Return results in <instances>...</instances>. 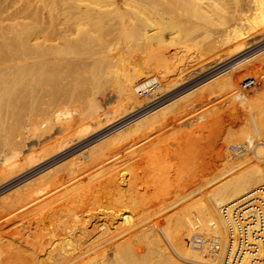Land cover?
<instances>
[{
  "label": "bare ground",
  "instance_id": "6f19581e",
  "mask_svg": "<svg viewBox=\"0 0 264 264\" xmlns=\"http://www.w3.org/2000/svg\"><path fill=\"white\" fill-rule=\"evenodd\" d=\"M258 26H260V29L261 28L264 29V0H0V123L2 121V125H0V127L4 128V130L6 129L5 132H7V126H8L7 121L12 119V124H13V125H10V128H9V131H10L12 136L9 135L7 137H4L3 138L4 140H2V141H5L6 144H8L11 142V140L14 138V136L16 137V135H17V137H18L20 135L18 133L21 132V127H22L21 125L22 124L23 125L28 124V127H30V129L32 131V133H30V134L42 135L43 132L48 130V128H52L54 126L55 121H58L57 118H59V116L61 114H67V113L70 114L71 113L70 110H67V112H64V110H63L64 108L62 109L61 105H63L64 103L67 104L68 102L72 101L74 98L73 96L79 95V92H81V91H80V89L78 90V88H77L78 91L76 90V94L74 92L75 95H73V96H72V94L71 95H69V94L65 95V93H67L65 89L62 90L63 92H65L64 94L60 93L61 92L59 90L60 79H62L64 77L63 76L60 78V76H62L64 74L61 72L62 69H60L59 63H63L61 65V67L64 69L65 73H66V69H65L66 67L64 68L65 65H67L69 67L72 66V68H74V66H73V65H75L74 61L77 60L76 57L79 56V54L76 55V53H75L76 51L74 52V49H75L74 47L77 45H79V46L80 45L90 46L89 44H91V43H94V45H95L96 43H98L99 40L102 41V43H103V44L101 43L102 46L101 45L99 46L96 44L97 46H99L100 49L97 47L99 50L94 49L90 46L92 48L91 54L106 56V57H104L106 59L105 63L104 62L101 63V65L104 63L103 64L104 67L102 66L103 68L102 67L100 68V66H99L98 67L99 70H97L96 72L95 71L93 72V76L91 78V79H93L92 84L93 85L96 84L94 87L95 90L96 89H98V90L102 89L103 90L104 85L106 83H109V85L114 84V87L116 86L115 89H117L120 101L123 102V103H121V107H125L124 109H126V106H128L127 104H129V105L131 104V106L134 104V107H135V105H137V106L140 105L141 107L144 105H147V103H149L151 101V99H152L151 97L154 96L155 91L156 92H158V91L162 92L163 95L168 93V91L171 92L170 91L171 85H169V82H168V80H171V79H169L170 74L172 73L171 67L169 65L163 66V64H161L164 62H162V60H161V59H163V57L161 58V56H159L160 55L159 50L150 54V55L148 54L149 56H146L147 59L145 61L142 60V58H141L142 56H141L140 58L142 61L138 62V60H137L139 58L138 55H137V59H136L137 62H135L136 61L135 59H133L134 62L130 61L131 59L129 60L128 57H130V53L132 51L133 46L131 47V44L128 45V43L131 40L133 42L135 41V43H136L137 41H140V40H138V38H140L142 40V42H144L146 40L150 41L151 39H157V40H160V41H158V43H159V42H162L161 39L164 40V37H165L164 35H165L166 31H170L171 34L178 33V35H180V34L182 35V33L184 32V36L186 33L187 37H191L192 39H198V40H194V41L192 40V42H195L193 44L196 45L197 49L201 48V49H204V50L207 49L208 51H210V52H208L206 50L207 51V52L205 51L207 53L206 54L204 52V50H200V53L202 51V53L204 52L206 55H208V53H210V55H212L211 53H213L214 49H216V48L219 49V48H223V47L225 48L226 46L229 48L234 46L235 50L238 48H239V50L244 49L243 50L244 52L242 54H238V56L235 57L234 59H231L229 61L224 62V64H226V63H230L231 61L233 62V61L239 60V59L244 60L247 57H249L250 54H252V53L255 54L254 52H256L257 50L259 51V49L264 47V38L263 37H261V39H259V40L255 39L257 41L254 40L255 42H253V43H249V41H251L249 39H251L253 37V35H251V36H249V35L252 32L256 33ZM9 27H10V29L11 28L16 29V27L18 29H16V31L12 30V32H13V34H12V32H9ZM17 30H18V32H17ZM15 32H17L16 35H14ZM259 32H261V31H259ZM259 34L260 33H258V35ZM262 35H264V34H262ZM191 38H189V39H191ZM256 38H257V36H256ZM171 40H173V38ZM142 44L145 45V43H142ZM142 44H141V46L143 47ZM149 44H151V43H149ZM133 45H135V44L133 43ZM83 46H81V47L83 48ZM211 47L213 48V50ZM76 48H78V47H76ZM115 48H117V50L120 51L118 54L117 53L115 54L113 52V50ZM136 48H138V47H136ZM254 48H257V49H254ZM83 50L84 51L79 52L81 54V56L87 52L86 48H84ZM95 50H97V51H95ZM143 51H145V50H143ZM240 51H242V50H240ZM214 52H215V50H214ZM87 53L89 54V52H87ZM127 54H129V55L127 56ZM86 55H84V56L86 57ZM87 57H88V55H87ZM146 57H144V59ZM227 57H229V56H227ZM78 58H79L78 61H80L82 57H78ZM150 59H153V60H150ZM224 59H226V58H224ZM83 60L84 59H82L81 61H83ZM127 61H129V62H127ZM221 61L223 62V60H221ZM220 62H218V63H220ZM245 62H243V65L240 66L239 69L243 66L244 67L253 66L255 68L259 65H262V64L264 65V50H261V52L256 54L253 58H251ZM57 65L59 66L58 69H57V67H58ZM84 65H86V64H84ZM82 66H83V64H82ZM82 66H80V64H79V67L82 68ZM85 67H87V65ZM237 68H238V66L231 69V73L235 72L237 70ZM70 69L71 68H69V70ZM82 69H84V68H82ZM251 69L252 68H250V70ZM69 70H67V71H69ZM95 70H96V68H95ZM255 70H256V68H255ZM77 71H78V69H77ZM84 71H86V70H84ZM67 73L65 74L66 76H67ZM70 74H71V72L69 71L68 75L70 76ZM236 76H238V75H236ZM87 77H85V80ZM183 79L184 78H182L181 80H183ZM218 80H220V79H218ZM188 81H189V79H188ZM216 81H215V83H216ZM66 82H67V80H66ZM85 82L87 83V81H85ZM174 82H176V81H174ZM182 82L183 81H181V83ZM172 83H173V81H172ZM182 84H184V83H182ZM235 84H236L235 75H233V73H232L230 76L229 75L224 76L222 78V80H220L218 82V84H216V86L213 88V90L220 91V90H225L228 88L233 89V88H235ZM80 86L82 87V85H80ZM62 87H65V86L63 85ZM67 89H68V87H67ZM98 90L96 91L97 93H94L95 96H97V94L100 93ZM86 91H88V90H86ZM148 91H152L151 93H149L150 94L149 96H146V97L141 96L143 92H148ZM89 92L90 91H88V93ZM93 92H94V90H92L91 93H93ZM100 94H102V93H100ZM257 94L258 95H255L256 99L254 98L255 101H253L254 104L252 105L249 103V105H248L250 107L249 110H252L251 113H249L250 114V119H249L250 122L249 123H251V124H249L247 122L248 125L245 124L241 128V132L240 133L237 132L240 134L239 136L243 135V137L245 139L248 138L247 140L252 145L251 149L250 150L241 149L240 148V146L242 144L241 142H238V144L235 143L234 145L231 146L230 149L233 152V154L237 157L248 156V157H253L255 159L256 158L260 159L261 161H256L254 159H253V161H251L252 159L249 161V158L247 157V159H245V160L243 159V161L237 162V164H234L233 166H230L229 168H227V166H225L226 164L224 163V165H222V166H225L227 169L225 168L226 170L224 172L221 171L219 173V176H221V174L226 175V176L228 174L229 175L225 179H224V177L220 178L219 182L217 179H215V180H217V183H215V185L212 189V192H213L212 196L210 195L211 200L209 199L212 203L209 204V201L207 202L206 199L204 198L205 196H203V195H201L200 198L198 197L199 199H201V197H203L205 202H207V205H208V207H207L208 212L205 214L202 213V216L192 217L191 213L189 214L188 212H187V215L185 214L186 211H189L195 207L194 203H192L193 199L191 200V202L188 200H187L188 202L185 201V199H188L189 197H192L195 194L196 189H195V191H194V189L193 190H191V188L189 189V185H192V183H190V181L193 178L189 181V183H184L186 180H183L184 181V182L182 181L183 183H181L179 185H174V189H172V191L174 193H171V195L176 196L175 198L177 199V201H180V202L185 201V202H183V205H185L184 203H187L184 206V208L181 209L180 207H182V206L177 208V209L180 208L181 212L178 210V213H174V214L171 213V215H168L161 220H158V221H157V219L153 220V222L156 221V223H154V224L152 223V224L156 225V227L149 229V225H148V228L147 227L146 228L149 230H147V229L145 230L144 229L145 227L143 226L144 227L143 229L141 227V231L143 230L141 232V234L137 233L139 235H137L133 232L135 235L133 236L131 234V236H133V239H135V240L133 241L132 239H130V240H132L131 242H133V243L129 242L130 243L129 245H127V243H128L127 242V243H125L126 246H121L119 248L117 247L118 244L116 246H112L113 250L110 252V255L106 259L107 264H151L154 261H156V262H154L155 264H179L171 258V256L167 253L168 251L163 252V254L161 253V255L157 252L158 251L157 249L160 247V245H158V248L156 249L155 244H157V242H159L158 240H161L163 243V239L159 235V233L157 231V227H162L164 229L162 231L164 232L165 236H167L168 240L171 242L170 244L176 246L178 255L182 259H184L183 261L186 260L185 264H194V263L200 264L203 262L202 259H204V260L207 259V262L206 261H204L205 263L203 262L204 264H221L222 252H223V247L225 244V224H224V221H223L222 216L220 214V209H219L220 206L225 205V204H233V203L235 204V203H239L240 201H245L248 199L255 198L256 197L255 190L258 189L259 185L264 183V156H261V154L264 155V136L262 138V135H261L262 133L264 135V87ZM87 96H89V95L87 94ZM90 96H92V98H93L92 94ZM47 98H48V101L50 103L49 102L46 103ZM77 99H78V97H77ZM155 100H156V97H155ZM79 101H80V99H79ZM174 101H176V100H174ZM246 103H248V102H246ZM89 104H90V106L88 107V111L85 110L86 112H84L85 115H84V113H82L85 116V118L87 117V118H94L95 119V118H98L99 115L101 116V113H100V111H101L100 108L102 107L101 104L100 103L98 104L97 102H95V99H94V101H92ZM89 104H87V106ZM172 104H173V102H170L169 104H165V105L163 104L162 107L159 106L160 108H158V109L155 108L156 110L155 111L153 110L154 111L153 113H156V114L153 117H152V115L147 116V117H149L148 119H147V117L146 118L143 117L142 120H140L141 118H138L139 119L138 121L134 122L133 124L131 123L130 125L128 124V122H126L129 126H126L125 130L123 131V135H120V137H119L122 140L125 139V140H123V143L120 144V146L122 145L123 147L124 146L128 147V146L132 145L130 140L133 139L132 138L133 134L136 132V129L139 128V127H137V125H138L137 123H141V125H145V126L149 125V123H151V125H152V123H153L152 121H154L155 119L158 120L159 118H162L164 116L166 117V115H165L166 113L174 112V111H176V109L179 110L180 113H181V111L183 113V110L186 113L185 105L184 106L180 105L178 107L177 104L176 105H175V103H174V105H172ZM42 105H48V106H52V107H48V106L42 107ZM53 106L54 107L56 106V108H54ZM58 106L60 108H57ZM175 107H177V108L174 109ZM128 108H127V110H128ZM237 112L243 113V111H240V110ZM245 112L246 111L244 110V113ZM176 114H178V113H176ZM176 114H174V117H177ZM245 114H247V113H245ZM148 115H150V114H148ZM179 115H181V114H179ZM238 115H239V113H238ZM240 115L242 116V114H240ZM247 115H245L243 117L245 118ZM182 116H183V114H182ZM65 117L66 116H64V118ZM232 118H234V117H232ZM239 118H240V116H239ZM246 118H249V116ZM246 118L244 120H247ZM67 119H68V117H67ZM129 119H132V117H129L128 120ZM166 119H164V121H166ZM233 120H235V119H233ZM244 120H242V121H244ZM159 121L161 122L162 120L159 119ZM167 121H166V123H167ZM156 122H155V125L158 126L157 125L158 122L157 123ZM235 122H237V121H235ZM239 122H240V120H239ZM58 123H60V122H58ZM243 123H242V125H243ZM5 124H6V127H4ZM133 125H136L137 128L134 127ZM162 125H163V123H162ZM250 125H252L251 126L252 128L250 127ZM239 126H241V124H239ZM148 127H146L147 128L146 130L149 131ZM120 128L121 127H119V129ZM154 128H155V126H154ZM234 128L236 130L238 127L236 128V126H235ZM23 129H25V128H23ZM232 129H233V127H232ZM237 130H239V128ZM251 130H254V134L252 133L253 131L251 132ZM9 131L7 133H9ZM25 131H27V130H25ZM28 131H29V129H28ZM220 131H218V132H220ZM237 133L235 134V137H233L232 140L236 139V137L238 135ZM23 134H21V135H23ZM219 134L221 135V132ZM220 135L218 136L219 138L217 137L218 139L216 138V136H214V137L217 140H220ZM253 135H260L259 137L261 139L258 137L256 139L252 138ZM42 136H44V135H42ZM64 136H66V135H64ZM67 136H68V134H67ZM37 137H39V136H37ZM134 138H135V136H134ZM215 138H213L214 143L217 142V140ZM237 138H240V137H237ZM36 139H38V138H36ZM78 139H80V136ZM120 139H118L119 142H120ZM118 140H117V142H118ZM17 141H18V139H17ZM20 142H21V140H20ZM218 142H221V141H218ZM86 143H88V142H86ZM227 143H229V141ZM231 143H232V141H231ZM19 145H17V147L19 149L16 147V145H14L17 148V150L13 146L15 148L14 150H16L17 153H18V151L21 152ZM0 146H2V145H0ZM117 146L119 147V144ZM214 146H215V144H214ZM13 147H12V149H13ZM24 148H25V146H24ZM224 148H225L224 150H226V155L228 154L227 158H225V162L226 161L229 162L230 160H232L234 158L233 154L227 149V146ZM5 149H7V148L5 147ZM12 149H11V151H12ZM14 150L12 151V153H15V155H17ZM103 150H101L100 152H102ZM1 151H3V150H1ZM184 151H185V149H184ZM6 152L7 151H5V153ZM45 152L47 153V151H45ZM92 152L93 151H91V153ZM258 152H259L260 156L258 155ZM0 153L2 154V152H0ZM5 153L3 152V156H5L4 155ZM221 153L222 152H220V154L218 153L217 157L221 156V158H223L224 154L223 153L221 154ZM105 154H106L105 152L103 155L100 154L102 156L101 157H99V156L95 157L93 159V161L98 160V159L103 161L102 157ZM15 155L13 156V158L15 157ZM11 156H12V154H11ZM220 159H218L219 162L221 161ZM9 160L10 159L7 156H5L3 162L2 163L0 162V176L2 175V173L4 174V173H7L10 171V169H4L5 164H7V162ZM218 160H216V161H218ZM24 162H27V161H24ZM73 162H75V161H73ZM223 162H224V160H223ZM223 162L221 164H223ZM77 163H78V161H77ZM97 163H100V161H98ZM242 163H243V165H241L240 167H237L238 165H240ZM73 165H76V163ZM78 165H80V166H78ZM81 165L82 164H77L76 167H73L72 165L69 166V167H73L71 172L69 171V173H70L69 179H71V182H69V183H71V185H74V184H72L73 179H75L74 181H76V179H77V181L79 180V182H80V180H82L83 175L84 176L87 175L88 172L90 174V171H89L87 165H85V166H81ZM227 165H229V164H227ZM63 167H65V166H63ZM222 168H224V167H222ZM11 170H15V169H11ZM181 170H179L180 173L182 172ZM121 171L124 172V170H121ZM51 172H53V170ZM63 173H64V171H63ZM190 173L191 172L189 171V176H190ZM193 173H192V175H193ZM173 175H175V174H173ZM194 176H195V174H194ZM90 177H92V176H90ZM216 177H218V175ZM185 179H187V177ZM221 179H223V180H221ZM18 181L19 180H17V182ZM187 181H188V179H187ZM179 182H180V180H179ZM177 183H178V181H177ZM208 183H209V181H208ZM77 184H79V183H77ZM147 184H148V182H147ZM210 184H211V182H210ZM40 185H42V184H40ZM69 185H67V187H69ZM80 185H81V183L79 184V186ZM192 187H194V184L192 185ZM71 189L69 187V190H67V191H70ZM22 190H21V192H22ZM62 191L63 190H61V192ZM18 193H20V192L18 191ZM64 194H65V191H64ZM15 195H17V194H15ZM15 195H13V196H15ZM28 196L30 197V195H28ZM105 196H107V195H105ZM15 197H13V198L15 199ZM20 197H21V195L19 197H16V198H20ZM111 197L115 198V197H113V195ZM161 197L162 196H160V198ZM26 198H28V197H26ZM162 198H165V197H162ZM198 198L195 200H198ZM109 199H110V197H109ZM113 201L114 200H112V202ZM166 201L170 202V200L169 201L166 200ZM14 202L15 201L7 203V201L6 202L3 201L2 203L3 204L7 203V205L6 204H5L6 206L0 205V207H1L0 212L7 213L10 209H13L14 207H11L10 205ZM117 202H118V200H117ZM163 203H166V202L163 201ZM176 203L177 202H175V204ZM175 204H173V206ZM103 205H104V203H103ZM108 205H109V203H108ZM113 205H114V203H113ZM169 205L170 204H164L163 206L160 205V209L158 211L153 213L152 211H154V210H152L151 211L152 215L149 216V214H148L147 215L148 217H146V218L144 217V216H146L145 212H144V216L142 215V213L139 214L138 217L140 215H142L143 219H140V220L137 219V220H139L137 225H140L143 222L145 223L147 220H150L151 217H153L155 214H158L162 211L169 209L168 208V207H170ZM210 205H212V206H210ZM2 206H3V208H2ZM101 206H102V204H101ZM147 206L150 207L151 205L149 206V204H148ZM59 207H60V205H59ZM148 207H147V210L149 211ZM211 207H212V209L214 207L217 210L215 217L213 216V213L211 212V209H210ZM107 208H108V206H107ZM137 210H139V209H137ZM102 211H104V210H102ZM105 212L106 211H104L102 214H104L106 216ZM110 212H112V211H110ZM191 212H192V210H191ZM148 213H150V211ZM58 216H59V214H58ZM105 216H102V217H105ZM2 217L4 218V216H2ZM65 217L66 216H64V218ZM61 218H63V217H61ZM107 218H108V216H107ZM8 219H9V217H8ZM0 220H2L1 217H0ZM67 220H69V219H67ZM98 220H96V221H98ZM133 220H132V222H133ZM135 221L133 223L130 222L131 224H133V226H131V228L136 226V224L134 225ZM17 222H20V221H17ZM63 222L61 221V223H63ZM103 222L99 223V221H98L94 224V221H93V223H92L93 225L90 224V225H87L86 227L83 226V228H87V229H84L83 231L81 230V232H78L79 234H77L75 232V234L78 235L77 238L75 237V239H74V236L72 234L73 233L72 231L70 234V238H68V240L65 239L68 235L65 234V235H67L65 237V235L63 234V236L65 237L64 239L66 240V241L64 240L65 242H62L61 240H59V239H61V238H59V237H61V235L59 236V233H57L58 231L55 232V230H54L53 231L54 233L51 232V234H50V231L53 230V228H52L48 232L49 236L46 235V237H45L43 235L46 233H43V234L40 233V235L42 234L41 236H43L44 238L39 239L41 241L39 242V240H38L39 243L36 245L33 242L30 243L28 241V237L26 239H24V236H22V233L19 234L17 232V230L15 231L13 229V231L17 232L15 234L18 235V237L14 236V238L16 237L18 239V242H14L15 246L12 245L14 243L11 244L10 241H8L7 235L5 234L7 232H4L2 230V228L4 226L6 227V225H7V222H5L6 224L3 223L4 226L1 225L2 227H0V264H72V263H77V264H105L104 263V260H105L104 256H105L107 250L102 251L100 249L101 251L97 252L96 254L95 253L90 254L91 249L94 252V249L102 246V244L105 243L102 241L103 239L101 240V238L103 237L102 235L105 234V232H106L103 229V228H105L104 224H106V223H103ZM105 222H107V221H105ZM38 223H39V221H38ZM111 223H112V221H111ZM111 223H109V224H111ZM146 224H144V225H146ZM17 225L19 226V224L17 223L14 227L13 226H11V227L16 228ZM54 226H56V225H54ZM89 226H91V227H89ZM112 226H111V228H112ZM77 227H79V226H77ZM108 227H106V228L109 230L110 228H108ZM115 227L113 226V229H111V230L113 231ZM129 227H130V225L128 226V228ZM131 228H129V230ZM58 229H60V228H58ZM79 229H82V228L79 227ZM115 229H117V228H115ZM158 229H160V228H158ZM10 230H12V229H10ZM46 230H47V228H46ZM205 230H207L206 232H210V233H208V234H210L209 237L211 239L215 240L217 243V251L218 252H213V254L209 253L210 255H212V256L209 255V257H206L208 255V253L206 252L207 248H205L204 246H201V245L197 246L195 244L194 246L187 247L183 243L184 242L183 236L185 237L187 235V234L184 235L185 232L189 233V236L192 233L190 236V237H192L195 234H203V231H205ZM1 231H3L4 233L3 232L1 233ZM29 231H31V230H29ZM44 232H46V231H44ZM32 233L34 235V231ZM69 233H70V231H69ZM113 233H115V230ZM88 235H90V239L99 241V243L97 241H95V243L98 244L95 248L91 247V244L88 247H86L85 245H87V244L86 243L84 244L82 242L84 240V238H86V236H88ZM136 235H137V237L139 236L140 238H137ZM28 236H29V234H28ZM131 236H129V238H131ZM203 236H205V235H203ZM19 237H21V238L19 239ZM106 238L109 239L110 236H109V238L108 237H106ZM100 240L102 242H100ZM109 240H111V239H109ZM109 240H107V241H109ZM32 241H35V237L33 238ZM85 241H86V239H85ZM126 241H129V239ZM118 243H120V241ZM25 244H27V245L25 246ZM159 244H161V243H159ZM164 245H165V243H164ZM23 246H25L26 248L23 249ZM141 247L144 248L147 252H145L144 249H143L144 251L140 249L141 252L139 251V253H138L137 249H139ZM28 248L31 249V251ZM203 250H205V251H203ZM159 252H161V251H159ZM204 252H206V253H204ZM112 253H114L113 256H112ZM162 257L164 259L161 260Z\"/></svg>",
  "mask_w": 264,
  "mask_h": 264
},
{
  "label": "rangeland",
  "instance_id": "374dc122",
  "mask_svg": "<svg viewBox=\"0 0 264 264\" xmlns=\"http://www.w3.org/2000/svg\"><path fill=\"white\" fill-rule=\"evenodd\" d=\"M16 29H18V28L16 27ZM16 29L15 28L10 29V27H9V32H12V30L16 31ZM259 31H261V32H259ZM263 31H264V29L263 28L260 29V26H258L256 33L252 32L249 35V36L253 35V37L251 39H249L252 42L249 41V43H253V42L261 39V37L264 38V35H262V34H264ZM17 32H18V30H17ZM17 32H15L14 35H16ZM258 33H260L261 35L260 34L258 35ZM12 34H13V32H12ZM255 35L257 36V38ZM164 36H165L164 40L161 39L162 42H159V43H158V41H160V40H157V39H151L150 41L145 39L147 42L146 41L142 42V40L140 38H138V40H140V41H137L138 43L137 42L135 43V41L133 42L131 40L128 43V45L131 44V47L132 46L133 47H132V51L130 53V57H128V58H129V60L131 59L130 61L134 62L133 59L136 60L137 55H138L139 56V58L137 59L138 62L139 61L141 62L142 60L145 61L147 59L146 56H149L150 54L159 50V52H160L159 56H161V58L163 57V59H161V60H162V62H164L161 64H163V66L169 65L171 67L172 73L170 74V78H169L171 80H168V82H169V85H171L170 87L173 91L170 89L171 92L168 91V93H166L164 95L162 92H159V91L156 92L155 91L154 96L151 97L152 99L149 103H147V105H144L142 107L140 105H138V106L135 105V107H134V104L132 106H131V104L130 105L127 104L128 106H126V109H124L125 107H121V103H123V102L120 101L117 89H115L116 86L114 87V84L109 85V83H106L105 84L106 86L104 85L105 89L102 87L103 90L102 89H99V90L96 89L95 90L94 87L96 84L93 85L92 84L93 79H91L93 76V72L94 71L96 72L97 70H99V68H98L99 66H100V68L102 66L104 67L103 64L106 61V59L104 58L106 56L91 54L92 48L98 49L100 45L102 46L103 43H102V41L99 40L98 43H96L99 46H97L96 44L94 45V43L89 44L92 48L88 45L87 46L86 45H84V46L83 45H80V46L77 45L74 47L75 48L74 52L76 51L75 52L76 55L79 54L78 57H82L81 60L84 59L85 61L84 60L78 61L79 58L76 57L77 60L74 61L75 65L72 64L74 66V68H72V66L69 67L67 65H65V66L63 65L64 68L66 67L65 68L66 73L67 72L69 73V71L71 72L70 76L68 75V73H67V76L65 75L66 74L65 71L61 67V65L63 63H59L60 69H62L61 72L64 74V75L61 74L62 76H60V78L64 76L62 78L64 81L62 79H60V86L61 87L63 85L65 86L62 88L59 86V90L61 91V92L60 91L59 92L61 94L62 93L64 94L65 92H63L62 90L65 89L67 92V93H65V95L66 94L67 95L72 94V96H73L76 94L77 88H78V90L80 89V91H81V92H79V95L73 96L74 98L72 101L68 102L67 104L64 103L65 105L64 104L61 105V108L62 109L64 108L63 109L64 112H67V110H70L71 111L70 114H68V113L67 114H61L59 116V118H57L58 121H55V124H54L55 127L53 126L52 128H48V130L43 132L42 135H44V136L36 135V134H30V133H32L30 127H28V124L24 123L25 125H23V124L21 125L22 126L21 127L22 133L21 132L18 133L20 135L23 133L24 134L21 136L19 135L18 137H17V135H16V137L14 136L13 139L11 138L13 141L11 140V142L8 144H6V142L2 141V140H4L3 139L4 137H7L9 135L12 136L10 131H9L10 125H13L12 119L7 121L8 124L6 123L8 125L7 126V132L9 131V133L5 132L6 129L4 130V128L0 127V145H2V146H0V148H1L0 152H2V154L0 153V157H1L0 162L1 163L3 162L5 156H7L10 159L7 162V164H5V166H4V169H10V171L7 173H4V174L2 173V175L0 176L1 177L0 178L1 179L0 180V203H1L0 205L4 206L5 204L7 205V203L15 201L14 203H12L10 205L11 207H14V208L10 209L8 211L9 213L8 212L7 213L0 212L2 214V215L0 214V217L2 219V220H0V223L2 222L0 224V227H2L1 225L4 226V224H6L5 222H7L6 227L4 226L3 227L4 229L2 228V230L4 232H7L5 234L7 235V239H8V241H10L11 244L14 242H18V239L16 238V237H18V235L15 234L18 232L19 234L22 233V236H24V239H26L28 237V241L30 243L33 242L36 245L41 241L39 239L44 238L43 236H45V237H46V235L49 236L48 232L52 228H53V230L50 231V234H51V232L54 233L53 232L54 230H55V232L58 231L57 233H59V236L61 235V237H59L61 239H59V240H61L62 242H65L66 241L65 239L68 240V238H70L71 231L73 232L72 234H73L74 239H75V237L77 238V236H78L77 234H79L78 232H81V230L83 231L84 229H87V228H83V226L86 227L87 225H90V224L93 225L92 224L93 221H94V224L98 221H99V223L104 221L103 223H106V224H104L105 228L108 226H109L108 228H110L109 230L107 228L106 229L103 228L106 232L104 231L105 234L102 235L103 237L101 238V240L103 239L102 241L105 243H103L102 246L94 249V252L91 249L90 254H92V253L96 254L97 252H99L101 250L102 251L107 250L105 256L103 255L104 259H105L104 263L107 264L106 259L110 255V252L113 250L112 246H116L118 244L119 246L117 245V247L119 248L121 246H126L125 243H127V242H128L127 245H129L130 243H133V242H131L132 240L133 241L135 240V239H133V236L137 233L141 234V232L143 231V230L141 231V227H142V229L145 227L144 228L145 230L148 228V225H149V229L155 228L156 225H153V224L156 223V221L153 222V220H156V219H157V221L161 220L164 217L171 215V213L172 214L178 213V210L181 212V209L184 208V206L187 204V203H184L185 205H183V202H185V201L191 202L192 199L194 200V201L192 200V203H194L195 207L193 209H191L192 212H191V210L186 211L185 212L186 215H187V212L189 214L191 213L192 217L202 216V213L203 214L207 213L208 212L207 202L209 201V204L212 203L210 201L211 200L210 195L212 196V193H213L212 189H213L215 183H217V180L219 182L220 178L224 177V179H225L229 175L228 174L226 176V175L221 174V176H219V173L221 171L224 172L230 166L237 164V162H241V161H243V159L244 160L247 159L248 156H242V157L235 156L230 148L235 143L238 144V142H241L243 144V140L245 138L243 137V135L239 136L240 135L239 133L241 132V128L245 124L248 125V123L250 122V120H249L250 114L249 113H251L252 110H249L250 109V107L248 106L249 103L252 105L254 104L253 101H255V99H256L255 95H258L257 93H259V91H261L264 87L263 86L264 85V69H263L264 65L262 64V65L255 67L256 70L253 66L248 67L245 65L246 67L243 66L240 69H239V67L243 65V62L248 61L249 59L253 58L256 54L261 52V50H264L263 49L264 47L259 49V51L257 50L256 52H254L255 54H253V53L250 54L249 57H247L244 60L239 59V60H235L233 62L231 61L230 63L223 64L226 67L221 69L219 72H216L213 70V68L216 64H221L223 62L234 59L235 57L238 56V54H242L244 52L243 51L244 49H240V50H242V51H240L239 48L235 50L234 46H232L230 48L226 46L227 48L223 47V48H219L220 49L219 50L218 48L215 47L216 49H214L215 50V52H214V50H213L214 47L212 46L213 47V48L211 47L213 50V53H211L212 55H210V53H208V55H206L207 54L206 52L208 51L207 49H205V50L201 49V48L197 49L196 45L193 44L195 42H192V40L194 41V40H198V39H192L191 37H187L186 33L184 36V32L182 33V35L181 34L178 35V33L171 34L170 31H166ZM172 38H173V40H171ZM189 38H191V39H189ZM255 39H257V40H255ZM141 42L145 43V45L147 47L145 45H143ZM133 43L135 45H133ZM149 43H151V44H149ZM141 44L143 45V47L141 46ZM81 46H83V48ZM76 47H78V48H76ZM136 47H138V48H136ZM84 48L87 49V52H89L90 55L86 52L85 54H83L81 56V54L79 52L84 51L83 50ZM115 49H114L115 51L113 50V52L115 54L116 53L118 54L120 51L117 50V48H115ZM254 49H257V48H254ZM143 50H145V51H143ZM200 50H204V52L207 50L205 52L206 54L203 52L205 54L204 55L202 53V51L200 53ZM95 51H97V50H95ZM208 52H210V51H208ZM86 54L88 55V57ZM84 55H86L87 58ZM128 55L129 54H127V56ZM227 56H229V57H227ZM140 57L142 58V60ZM144 57H146V58L144 59ZM224 58H226V59H224ZM137 60L135 62H137ZM150 60H153V59H150ZM221 60H223V62ZM102 62H104V63L101 65ZM127 62H129V61H127ZM218 62H220V63H218ZM78 63L80 64V66H82V64H83L82 68H84V69L79 67ZM84 64H86L87 67H85L86 65H84ZM237 66H238L237 70L239 69L238 70L239 72L237 70L235 72H232L233 75H235V82H236L235 88H233V89L228 88V89L220 90V91L213 90V88L216 86V84H218V82L220 80H222V78L224 76H228V75L230 76L232 74L231 69H233L234 67H237ZM58 68H59V66L57 67V69ZM69 68H71V69L69 70ZM95 68H96V70H95ZM250 68H252V69L250 70ZM77 69H78V71H77ZM67 70H69V71H67ZM84 70H86V71H84ZM236 75H238V76H236ZM85 77H87L86 80H85ZM182 78H184V79L181 80ZM246 78H255L256 84H255V86H253L249 90H242L241 83ZM188 79H189V81H188ZM218 79H220V80H218ZM66 80H67V82H66ZM84 80L87 81V83ZM172 81H173V83H172ZM174 81H176V82H174ZM181 81H183L182 83H184V84H182ZM215 81H216V83H215ZM80 85H82L83 88ZM67 87H68V89H67ZM86 90H88L90 92L88 93V91H86ZM92 90H94L93 93H91ZM97 90L102 94L98 93L97 96H95L94 93H97L96 92ZM152 91L143 92L141 96L142 97L149 96L150 95L149 93H151ZM74 92H75V94H74ZM87 94L89 96H87ZM91 94L93 95V98H92V96H90ZM77 97H78V99H77ZM155 97H156V100H155ZM79 99H80V101H79ZM94 99H95V102H97L98 104L100 103L102 106L100 108L101 111L99 110L101 113V116L99 115V117L95 118V119L94 118H87V117L85 118L84 112H86L85 110L88 111V107L90 106L89 103L94 101ZM46 100H47L46 103H48L49 102L48 98ZM174 100H176V101H174ZM170 102H173L172 105H174V103H175V105L177 104L178 107L180 105H183V106L185 105L186 113L184 112V110H183V113H182V111L180 113L179 110L176 109L177 107H175L174 108V109H176V111H174L175 113L169 112V113L165 114L166 117L164 116L162 118H159L160 120H162L161 122L159 121V119L158 120L155 119L154 121H152L153 122L152 125H151V123H149V125H146V126L141 125V123H137L138 125L135 123L137 125V127H139V128H137L136 125H133L137 129H136V132L132 136L133 139L130 140L132 145L128 146V147H125V146L123 147L122 145L120 146V144L123 143V140H125V139L122 140L119 137H120V135H123V131L125 130L126 126H129L131 123L133 124L134 122L138 121L139 120L138 118H141L140 120H142L143 117L146 118L147 116H151V115L153 117L156 114V113H153L156 109L162 107L163 104L164 105L169 104ZM246 102H248V103H246ZM87 104H89V105L87 106ZM43 106L47 107L48 105H42V107ZM48 107H52V106H48ZM54 108H56V106ZM57 108H60V107L58 106ZM127 108H128V110H127ZM243 109L246 111L245 113H247L248 115L244 113ZM239 110L243 111V113L237 112ZM82 113H84V115ZM176 113H178V114H176ZM238 113H239V115H238ZM148 114H150V115H148ZM174 114H176L177 117H174ZM179 114H181V115H179ZM182 114H183V116H182ZM240 114H242V116ZM244 114L247 115L246 117L249 116V118L245 117L247 120H244L245 119L243 117V116H245ZM64 116H66L65 117L66 119L64 118ZM239 116L241 119L239 118ZM67 117L69 120L67 119ZM129 117H132V119L128 120ZM232 117H234V118H232ZM148 118L149 117H147V119ZM164 119H166V121L168 120L167 123H166V121H164ZM233 119H235V120H233ZM239 120H240V122H239ZM242 120H244V121H242ZM156 121L157 122L159 121L160 123L158 122L159 123L158 124ZM235 121H237V122H235ZM58 122H60V123H58ZM126 122H128L129 125ZM155 122L157 123L158 126L155 125ZM162 123H163V125H162ZM242 123H243V125H242ZM6 124L4 125V127H6ZM239 124H241V126H239ZM249 124H251V123H249ZM0 125H2V121H1ZM153 125L155 126V128ZM235 126H236V128L238 127L239 130H237L238 128L235 130V128H234ZM251 126L252 125H250V127ZM119 127H121V128L119 129ZM146 127H148L149 131L146 130L147 129ZM232 127H233V129H232ZM23 128H25V129H23ZM28 129H29V131H28ZM25 130H27V131H25ZM218 131L221 132V135L219 134L220 132H218ZM237 132H239V133H237ZM251 132L254 134V130H251ZM236 133L238 134L237 137H240V138L236 137L235 140H232L233 137H235ZM67 134H68V136H67ZM218 134L220 135V140H217L219 138ZM64 135H66V136H64ZM261 135L263 138V136H264L263 133ZM37 136H39V137H37ZM79 136H80V139H78ZM134 136H135V138H134ZM214 136H216V138L217 137L218 138L216 139ZM259 136L260 135H253L252 138H255V139L257 137L260 138ZM36 138H38L39 140ZM213 138H215L217 140V142H216L217 144L214 143ZM17 139L19 142L21 140L20 143L22 145L17 141ZM116 139L117 140L120 139V142L118 140V142H119L118 143ZM218 141H221V142H218ZM228 141H229V143H227ZM231 141H232V143H231ZM86 142H88V143H86ZM117 143L119 144V147L117 146L118 145ZM214 144H215V146H214ZM14 145H16V147H17V145H19V147L21 149L20 150L21 152L18 151L19 154L16 152L18 147L16 148ZM4 146L7 149H5ZM13 146L16 148V150H14L15 148ZM24 146H25V148H24ZM226 146H227V149L233 154V157H234L233 158L234 160L232 159V160H230L231 162L229 161L230 163L228 161L225 162V158H227V155H228V154L226 155V150H224L225 149L224 147H226ZM12 147H13V149H12ZM183 148L185 149V151ZM11 149H12V151L14 150L18 156L15 155V153H12ZM1 150H3V151H1ZM4 150L7 152L5 153ZM101 150H103V151L100 152ZM45 151H47V153ZM91 151H93V152L91 153ZM3 152L5 153L4 154L5 156H3ZM104 152L106 154L102 157L103 161L98 159V158H97L98 160L93 161V159L95 157H98V156L101 157L104 154ZM217 152L219 154H220V152H222V153L224 152L223 158H221V156L220 157L218 156L219 157L218 158ZM259 152H258V155L260 156ZM11 154H12V156H11ZM100 154H102V155H100ZM14 155H15V157L13 158ZM261 156H264V155L261 154ZM248 158H249V161L251 159H252L251 161H253V159L256 161H261L260 159H257V158L255 159L253 157H248ZM218 159H220L221 161L219 162ZM23 160L27 161V162H24ZM216 160H218V161H216ZM223 160H224V162H223ZM73 161H75V162H73ZM77 161H78V163H77ZM98 161H100V163H97ZM222 162H223V164H221ZM72 163L73 164L76 163V165L82 164L81 166L87 165L91 175L89 174V172H88L89 175L88 174L85 176L83 175L82 180H80V182H79V180L77 181V179H76V181H74L75 179H73L72 184H74V185H71V183H69V182H71V179H69V176H70L69 171L71 172L73 167H76V165H73ZM224 163L226 164L225 166H227V168L225 166H222V165H224ZM227 164H229V165H227ZM71 165L73 167H69ZM241 165H243V163L238 165L237 167H240ZM63 166H65V167H63ZM78 166H80V165H78ZM222 167H224V168H222ZM11 169H15V170H11ZM52 170H53V172H51ZM121 170H124V172ZM179 170H181L182 172L180 173ZM188 170L191 172L190 176H189ZM63 171H64V173H63ZM192 173H193V175H192ZM173 174H175V175H173ZM194 174L196 177L194 176ZM217 175H218V177H216ZM90 176H92V177H90ZM186 177H187L188 181H187V179H185ZM215 179H217V180H215ZM17 180H19L20 182L19 181L17 182ZM179 180H180V182H179ZM183 180H186L187 182L186 181L184 182ZM221 180H223V179H221ZM177 181H178V183H177ZM182 181L184 183H189V181H190V183H192V185L194 184V187H192V185H189V189L190 188H191V190L194 189V191L196 189V191H195V194L192 196L193 198L189 197L188 199H185V201L180 202V201H177V199L175 198L176 196H172L171 193H174L172 191V189H174V185H179V184L183 183ZM208 181H209V183H208ZM147 182H148V184H147ZM210 182H211V184H210ZM77 183H79V184L81 183V185L79 186V184H77ZM40 184H42V185H40ZM67 185H69L70 189L72 188L70 191H67V190H69V187H67ZM21 190H22V192H21ZM61 190H63V191L61 192ZM18 191L20 193H18ZM64 191H65V194H64ZM14 193L17 194L18 196L15 195ZM19 194L21 195V197L16 198V197L20 196ZM13 195H15L16 197ZM28 195H30V197ZM105 195H107V196H105ZM110 195L111 196L113 195V197H115V198H112ZM201 195L205 196L204 198L206 199L207 202H205L203 197H201V199H199ZM108 196L110 197V199ZM160 196L165 197V198H162V197L160 198ZM13 197H15V199ZM26 197H28V198H26ZM197 198H198V200H195ZM112 200H114L115 202L114 201L112 202ZM117 200H118V202H117ZM166 200H168V201L170 200V202H167ZM3 201L4 202L7 201V203L3 204L2 203ZM163 201H165L166 203H163ZM107 202L109 203V205ZM175 202H177V203L175 204ZM103 203H104V205H103ZM113 203H114V205H113ZM101 204H102V206H101ZM148 204H149V206L150 205L151 206L148 207L147 206ZM164 204H170L169 205L170 207H168L169 209L162 211L158 214H155L153 217H151L150 220H147L145 223L143 222L142 224L137 225L139 220L143 219L144 212L146 215L144 217L146 218V217H148L147 216L148 214H149V216L152 215V212L154 213V212L158 211L160 209V205L163 206ZM173 204H175V205L173 206ZM59 205H60V207H59ZM3 206H2V208H3ZM107 206H108V208H107ZM180 206H182V207H180ZM210 206H212V205H210ZM147 207L149 208L150 213H148L149 211L147 210ZM178 207H180L181 209L180 208L177 209ZM137 209H139V210H137ZM210 209H211V212L213 213V216L215 217L216 211H217L216 208L213 207V209H212V207H211ZM102 210L106 211L105 212L106 216L104 214H102L104 212ZM152 210H154V211H152ZM110 211H112V212H110ZM141 213L143 216L140 215L138 217V215ZM58 214H59V216H58ZM63 215L66 217L64 218ZM99 215L100 216L102 215L105 217H102V216L100 217ZM2 216H4V218ZM107 216H108V218H107ZM8 217H9V219H8ZM61 217H63V218H61ZM67 219H69V220H67ZM137 219H139V220H137ZM96 220H98V221H96ZM132 220H133V222L135 220L137 221V222L135 221L134 225L136 224V226H134L133 228H131V226H133V224H131V223H133ZM17 221H20V222H17ZM38 221H39V223H38ZM61 221L62 222L64 221V222L61 223ZM105 221H107V222H105ZM111 221H112V223H111ZM17 223L19 224V226L17 225L16 228H13ZM109 223H111V224H109ZM144 224H146V225H144ZM54 225H56V226H54ZM112 225L114 227L116 226L115 228H117V229L114 228L115 233H113L114 230L113 231L111 230V229H113ZM129 225H130L129 228H131L130 229L131 231L128 228ZM11 226H13V227H11ZM77 226H79L82 229H79V227H77ZM111 226H112V228H111ZM89 227H91V226H89ZM46 228L48 231L46 230ZM58 228H60V229H58ZM158 228H160V229H158ZM161 228L162 227H157V231H158L159 235L161 236V238L163 239V243L161 240H158L159 242L156 241L157 244H155V246H156L155 248L157 249L158 245H160V247L157 249L158 250L157 252L161 255V253L163 254V252L168 251L167 253L171 256V258L175 262H177L179 264H185L186 260L183 261L184 259H182L178 255L176 246L170 244L171 242L168 240L167 236H165L164 232L162 231L164 229L163 228L161 229ZM10 229H12V230H10ZM13 229L15 231L17 230V232L13 231ZM149 229H147V230H149ZM29 230H31V231H29ZM3 231H1V233ZM33 231H34V235L32 233ZM44 231H46V232H44ZM69 231H70V233H69ZM206 231L207 230L203 231V235H206V234L208 235V233H210V232H206ZM75 232L77 234H75ZM40 233H42V234L46 233V234L41 236L42 234L40 235ZM28 234H29V236H28ZM63 234L64 235L67 234L68 236L65 235V237L67 236L65 238L63 236ZM131 234L133 236H131ZM191 234H190V236H191ZM137 235H139V234H137ZM137 235H136V237H137ZM184 235H186L185 237L183 236L184 245L187 247L194 246L195 242L190 241V239L192 237L189 236V233L185 232ZM14 236H16V237L14 238ZM109 236H110V238H109ZM129 236H131V238H129ZM21 237H19V239ZM34 237H35V241H32ZM106 237H108L111 240L107 239ZM137 238H140V237L138 236ZM85 239H86V241H85ZM89 239H90V235L86 236V238H84V240L82 242L84 244L85 243L87 244V245H85L86 247H88L91 244V247L95 248L98 245L95 243V241H97L98 243H99V241L98 240H92V239L89 240ZM128 239H129V241H126ZM130 239H132V240H130ZM38 240H39V242H38ZM101 240H100V242H102ZM107 240H109V241H107ZM119 241H120V243H118ZM159 243H161V244H159ZM164 243L166 246L164 245ZM12 245L15 246V243ZM26 245L27 244H25V246ZM196 245L200 246L199 244H196ZM25 246H23V249L26 248ZM201 246H204L205 248H207L206 245H201ZM140 249L143 250L144 248L141 247V248L137 249L138 253H139ZM29 250L31 251V249H29ZM205 250H203V251H205ZM159 251H161V252H159ZM145 252H147V251L145 250ZM206 252L208 253V255L207 256L205 255V256L209 257V255L211 253L208 251V248H207ZM206 252H204V253H206ZM113 255H114V253H112V256ZM210 256H212V255H210ZM162 259H164V258L162 257L161 260ZM202 260H203V262L204 261L207 262V259H205V260L202 259ZM154 262H156V261H154ZM154 262H152L151 264H155ZM72 264H77V263H72Z\"/></svg>",
  "mask_w": 264,
  "mask_h": 264
},
{
  "label": "built area",
  "instance_id": "2783aa9c",
  "mask_svg": "<svg viewBox=\"0 0 264 264\" xmlns=\"http://www.w3.org/2000/svg\"><path fill=\"white\" fill-rule=\"evenodd\" d=\"M223 64L224 62L215 65L213 70L219 72L226 67ZM255 84V78H246L242 81L241 88L249 90ZM243 141L240 148L250 150L252 145L249 141ZM255 192V198L220 206V214L225 224L221 264H264V183ZM205 236L195 234L190 241L206 245L211 254L217 252L216 241L209 234Z\"/></svg>",
  "mask_w": 264,
  "mask_h": 264
}]
</instances>
